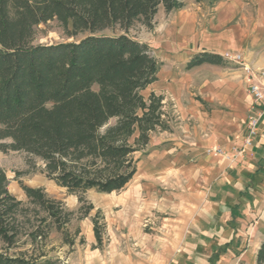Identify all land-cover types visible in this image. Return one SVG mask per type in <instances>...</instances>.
<instances>
[{
  "label": "trees",
  "instance_id": "trees-1",
  "mask_svg": "<svg viewBox=\"0 0 264 264\" xmlns=\"http://www.w3.org/2000/svg\"><path fill=\"white\" fill-rule=\"evenodd\" d=\"M159 6L168 12L183 2L0 0V152L39 158L48 179L77 195L82 217L92 209L84 192L123 189L135 172L134 153L155 130L170 131L175 119L163 94H142L157 80L161 62L129 34L137 21L152 29ZM53 19L73 40L32 44L34 26ZM204 63L224 61L199 51L184 68ZM20 187L26 205L9 192L0 168V264H34L33 253L10 252L17 240L46 237L41 225L64 233L75 214L42 187ZM91 221L98 247L104 224L98 213ZM257 250L256 264H264V240Z\"/></svg>",
  "mask_w": 264,
  "mask_h": 264
},
{
  "label": "crops",
  "instance_id": "crops-1",
  "mask_svg": "<svg viewBox=\"0 0 264 264\" xmlns=\"http://www.w3.org/2000/svg\"><path fill=\"white\" fill-rule=\"evenodd\" d=\"M257 1L263 27L253 43L264 44V0ZM201 2L195 1L196 8ZM197 16L182 12L172 21L178 29L168 31V48L176 50L172 34L183 37V54L176 56L181 64L208 51L189 48L197 38ZM243 37L240 45L247 42ZM243 100L234 124L231 117L210 114L201 102L176 101L177 125L155 130L145 149L134 153L135 172L123 189L84 192L93 205L77 223L86 245L74 250L69 264H256L264 240V112L252 143L244 147L242 139L249 114L264 102H254L248 86ZM56 198L67 210L79 207L75 194ZM97 211L104 224L101 248L92 247L97 241L91 217Z\"/></svg>",
  "mask_w": 264,
  "mask_h": 264
},
{
  "label": "rangeland",
  "instance_id": "rangeland-1",
  "mask_svg": "<svg viewBox=\"0 0 264 264\" xmlns=\"http://www.w3.org/2000/svg\"><path fill=\"white\" fill-rule=\"evenodd\" d=\"M179 1L183 2V6L170 12H164L162 6L158 7L152 29L145 27L139 21L130 28L129 34L136 40L146 43L151 49L152 55L161 62L157 80L142 91V94L145 97L152 91L163 94L165 102L173 104L175 119L170 122L171 127H175L178 123L175 113L176 101L185 105L193 101L201 102L210 114H216L221 118L223 116L231 117L234 124L239 116L240 101H244V94L248 86V72L245 67L252 72L264 71V44L263 42L253 43V39L258 37H256V33L263 27L257 10L258 1L237 0L236 4H233L234 0H202L200 8H196L195 0ZM219 6L224 8L219 9ZM184 11H194L198 15L194 26L197 38L189 48L195 49V46L198 48L201 46L203 49H208L207 52L217 53L222 56L223 64L204 63L186 70L185 64L176 61V58L183 54L182 49L179 48L183 37H180L181 34L179 36L172 34L169 40L177 43L176 50H174V48H168L167 34L170 30L178 29V27H174L172 21L178 19ZM231 11L233 12L229 15L228 13ZM226 14L229 16L224 21L223 17ZM33 32L32 44L63 43L73 40L72 37L66 35L55 19L34 26ZM242 35L247 42L240 45ZM162 40L166 43H163ZM227 54L240 55L241 60L227 59ZM203 97H210L213 102L210 105L204 104ZM112 122L114 119H111L109 124ZM0 168L5 171L9 192L25 205L28 199L20 187V182L34 188L42 187L46 195L52 199H58L56 196L60 197L63 193H68L65 188L45 176L39 158L32 157L23 150L0 152ZM62 203L67 210L63 201ZM29 212L31 223L37 225L39 221L34 220V212ZM96 213H98V222L103 224L100 212ZM83 217L76 210L68 224L65 225L64 233L56 230L52 225L48 227L41 225L44 230H48L46 237H39L31 241L26 235L21 236L10 252L25 250L28 253H33L36 257L34 264H69L74 250L86 245V240L79 235L80 230L77 225ZM66 238L68 241L72 240L73 243H67ZM102 246V243L98 247L92 245L94 248Z\"/></svg>",
  "mask_w": 264,
  "mask_h": 264
},
{
  "label": "built area",
  "instance_id": "built-area-1",
  "mask_svg": "<svg viewBox=\"0 0 264 264\" xmlns=\"http://www.w3.org/2000/svg\"><path fill=\"white\" fill-rule=\"evenodd\" d=\"M227 59H238L241 60V56H232L227 54ZM245 70L248 72L247 80H248V93L251 95L252 100L254 102L263 101L264 102V71H251L249 68L245 67ZM264 112V106L259 111H255L254 113L249 114L246 125H245V133L242 139V145L244 147L249 146L253 138L258 133V120L260 117V113Z\"/></svg>",
  "mask_w": 264,
  "mask_h": 264
}]
</instances>
